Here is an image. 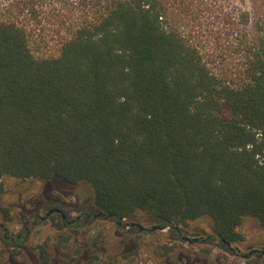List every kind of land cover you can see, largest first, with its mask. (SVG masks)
Returning <instances> with one entry per match:
<instances>
[{"label": "trees", "instance_id": "obj_1", "mask_svg": "<svg viewBox=\"0 0 264 264\" xmlns=\"http://www.w3.org/2000/svg\"><path fill=\"white\" fill-rule=\"evenodd\" d=\"M224 3L79 0L51 57L29 40L31 0L0 3V196L5 178L85 183L95 213L114 222L143 212L170 228L208 217L207 242L226 247L244 241L245 218L264 229L263 26L250 37L249 11L235 18ZM207 7L240 25L239 81L214 74L194 40ZM0 214L11 220L8 208ZM81 219L64 225L76 233ZM34 248L31 264H54L48 243ZM8 258L1 249L0 264Z\"/></svg>", "mask_w": 264, "mask_h": 264}, {"label": "rangeland", "instance_id": "obj_2", "mask_svg": "<svg viewBox=\"0 0 264 264\" xmlns=\"http://www.w3.org/2000/svg\"><path fill=\"white\" fill-rule=\"evenodd\" d=\"M78 1L31 0L33 9L30 6L25 12V23L37 56L58 54V42L62 36L59 24L68 15L70 18L79 15ZM222 1L225 2V10L235 18L240 12L249 11L250 21L245 28L250 37L262 26L264 33V0ZM4 2L0 0V3ZM65 3L73 5L68 7ZM197 15L193 37L208 67L224 80L239 81L242 78V53L233 43L240 25L236 21L232 27L228 23L230 20L218 17L210 7ZM3 183L5 191L0 196V210L8 208L11 220L5 222L0 217V225L14 241L7 244L5 233L0 231V250L8 252L9 264H31L34 247L42 243H48L55 251L54 264H96L95 257L117 258L119 264H163L166 258L169 264H264V254L258 256L259 252L264 251V229L253 218H245L240 228L244 241L227 247L207 242V237L215 234L208 217L192 221L185 227L174 225L162 229L156 228V222L143 212L132 220L122 221L123 225L132 222L147 228L143 232L122 228L123 225L117 226L114 221L104 218H82L81 225L74 233L65 227L60 214L65 215L68 221L81 213L98 214L92 205V191L87 184L68 187L60 180L17 181L10 178L3 179ZM52 209L60 213L53 212L46 216ZM67 235H70L69 242H62L61 236ZM184 238L198 240L189 242ZM163 245L174 246V251L168 257L160 256ZM123 254L128 256L124 258Z\"/></svg>", "mask_w": 264, "mask_h": 264}, {"label": "flooded vegetation", "instance_id": "obj_3", "mask_svg": "<svg viewBox=\"0 0 264 264\" xmlns=\"http://www.w3.org/2000/svg\"><path fill=\"white\" fill-rule=\"evenodd\" d=\"M60 216H61V218L63 219V221H64V224L66 223L67 225H70V224H74L75 222H78L81 218H85V219H89V218H91V217H94V218H101V217H103L104 219H106L104 216H102L100 213L99 214H96V215H93L92 213H81V214H79L75 219H73V220H71V221H68L67 220V217H65V215H62V214H60ZM63 216H64V218H63ZM122 221H126V219H122V220H120V221H118V222H115L116 223V225L117 226H121V225H123V222ZM134 227L135 228H138L139 229V231L141 232H143V231H146L147 230V228H145V227H139V226H137V225H135V223H124V225H123V227L122 228H130V229H134ZM0 229H2L3 231H4V238L5 239H8V238H10V237H8L7 235H6V233H7V230L5 229V228H3L1 225H0ZM10 240L11 241H14V239L13 238H10Z\"/></svg>", "mask_w": 264, "mask_h": 264}, {"label": "water", "instance_id": "obj_4", "mask_svg": "<svg viewBox=\"0 0 264 264\" xmlns=\"http://www.w3.org/2000/svg\"><path fill=\"white\" fill-rule=\"evenodd\" d=\"M53 212L60 213L59 210H57V209H52V210H50L49 212H47L46 216H48L49 214H51V213H53ZM63 218H64V216H63ZM137 226H139V225H137ZM139 227H140V226H139ZM140 228H141V227H140ZM156 228H158V229H162V227H159V226L156 227ZM184 240H188L189 242H197L198 239L189 240V239H187V238H184ZM261 254H264V251H261Z\"/></svg>", "mask_w": 264, "mask_h": 264}]
</instances>
